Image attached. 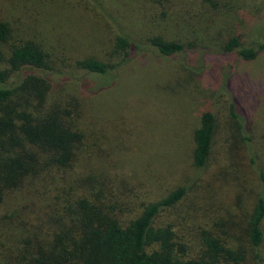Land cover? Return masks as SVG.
<instances>
[{
	"label": "rangeland",
	"instance_id": "374dc122",
	"mask_svg": "<svg viewBox=\"0 0 264 264\" xmlns=\"http://www.w3.org/2000/svg\"><path fill=\"white\" fill-rule=\"evenodd\" d=\"M91 1L0 0V21L10 28L8 44L31 42L45 54L51 71L70 72L88 88L98 89L106 81L76 70L78 61L94 58L114 65L122 58L113 48L114 30L97 6L140 44L145 56L119 66L115 84L99 95L81 98L73 126L85 139L66 174L69 183L78 182L73 191L99 203L125 226L147 204L184 188L181 199L151 224L169 228L175 254L207 262L202 237L208 235L240 259L217 257L216 264H254L247 221L261 190L257 171L264 174V53L237 66L220 48L229 38L243 45L259 39L264 19L253 18L264 0ZM154 36L192 44L204 56L196 58L188 50L182 57L186 66L158 57L147 44ZM247 88L248 149L228 112L231 94ZM71 93L80 94L78 83ZM248 101L257 102L256 108L251 110ZM236 110L243 116L238 106ZM204 111L213 113L215 132L206 165L199 170L191 162L192 135ZM43 177L0 194L3 248L12 245L17 224L42 233L49 229L44 197L52 202L62 187L57 178L46 185ZM261 230L264 261V220Z\"/></svg>",
	"mask_w": 264,
	"mask_h": 264
},
{
	"label": "trees",
	"instance_id": "16d2710c",
	"mask_svg": "<svg viewBox=\"0 0 264 264\" xmlns=\"http://www.w3.org/2000/svg\"><path fill=\"white\" fill-rule=\"evenodd\" d=\"M96 9L114 30L113 48L122 54L120 62L114 65L94 58H84L75 64L76 70L105 79V86L102 84L98 89L77 82L70 72L51 71L45 54L31 42L8 44L10 28L0 21V44L6 45L0 46V63H5V68L0 70V194L21 188L29 178L35 181L42 175H45L46 185L57 178L58 185L62 187L52 202H48V196L44 197L49 212L43 216L50 222L49 229L42 233L43 229L38 227L27 228V224H17L19 232H12V245L3 248L0 244V264H216L217 257L238 262L240 259L234 252L225 250L218 239L208 235L202 237L207 262L181 257L174 252L169 228L151 226L161 211L181 199L184 188H177L158 201L147 204L125 226H121L99 203L73 191L78 182L69 183L66 174L76 161L78 145L85 139L84 134L73 126L81 113L78 110L81 98L99 95L109 85L115 84L121 69L119 66L145 58L140 44L126 37L100 7ZM259 18L264 19V7L253 19ZM258 38L246 45L237 38H229L221 45L220 54L233 56L231 63L237 66L250 62L264 53V26L260 28ZM147 44L158 57L185 66L182 57L188 50L192 55L195 53L196 58L204 56L200 51H194L192 44L183 45L158 36L149 38ZM151 60L156 61L155 58ZM75 82L80 90L78 96L71 93ZM248 96V88L234 92L228 108L240 140L247 149L250 145L247 135L249 113L245 114L243 103L247 105L244 99ZM248 103L251 110L256 108L257 102L255 105L254 101ZM237 106L243 116L237 112ZM214 130L213 113L202 112L192 135L191 162L196 169L201 170L206 165ZM257 176L261 190L247 221V235L253 249L254 264H264L260 252L264 174L257 171ZM17 241L19 244L16 246Z\"/></svg>",
	"mask_w": 264,
	"mask_h": 264
}]
</instances>
